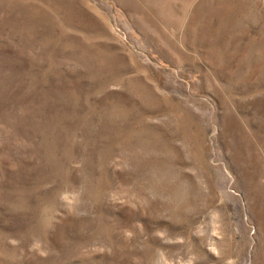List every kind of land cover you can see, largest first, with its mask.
<instances>
[{
  "label": "rangeland",
  "instance_id": "rangeland-1",
  "mask_svg": "<svg viewBox=\"0 0 264 264\" xmlns=\"http://www.w3.org/2000/svg\"><path fill=\"white\" fill-rule=\"evenodd\" d=\"M164 261L264 264V0H0V264Z\"/></svg>",
  "mask_w": 264,
  "mask_h": 264
},
{
  "label": "clouds",
  "instance_id": "clouds-1",
  "mask_svg": "<svg viewBox=\"0 0 264 264\" xmlns=\"http://www.w3.org/2000/svg\"><path fill=\"white\" fill-rule=\"evenodd\" d=\"M76 166L78 167L79 165H76ZM81 194L82 193L80 191L76 190V189H73L71 191L65 190V191H63V192H61L59 194V199H60L61 202H63V204L65 205L67 211L69 213H71L74 210H76V208L80 204ZM162 234L163 233L160 232L159 230L156 231V235L160 236ZM32 249L34 251L38 252L40 255H46V253L42 251V244H41V242L39 240H35L33 242ZM164 264H168V262L164 261ZM189 264H190V262H189Z\"/></svg>",
  "mask_w": 264,
  "mask_h": 264
}]
</instances>
